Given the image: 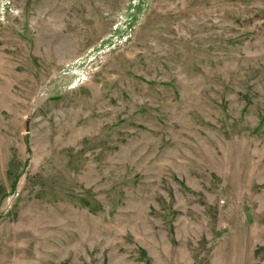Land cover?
Returning <instances> with one entry per match:
<instances>
[{"label":"rangeland","instance_id":"374dc122","mask_svg":"<svg viewBox=\"0 0 264 264\" xmlns=\"http://www.w3.org/2000/svg\"><path fill=\"white\" fill-rule=\"evenodd\" d=\"M0 264H264V0H0Z\"/></svg>","mask_w":264,"mask_h":264}]
</instances>
